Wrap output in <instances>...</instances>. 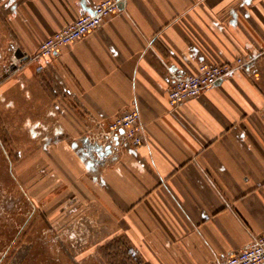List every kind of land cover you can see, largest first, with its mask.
<instances>
[{"label": "crops", "instance_id": "0c3cea01", "mask_svg": "<svg viewBox=\"0 0 264 264\" xmlns=\"http://www.w3.org/2000/svg\"><path fill=\"white\" fill-rule=\"evenodd\" d=\"M102 1L0 0L1 135L54 127L58 209L81 207L99 263L221 264L264 232V0H118L97 29L35 58ZM238 57L171 107L172 74ZM132 109L143 143L99 151L93 138Z\"/></svg>", "mask_w": 264, "mask_h": 264}, {"label": "rangeland", "instance_id": "374dc122", "mask_svg": "<svg viewBox=\"0 0 264 264\" xmlns=\"http://www.w3.org/2000/svg\"><path fill=\"white\" fill-rule=\"evenodd\" d=\"M35 124L26 133L12 126L11 141L0 132V264H103L89 254L81 207L58 209L67 196L54 192V127ZM101 254L104 264H130L126 255Z\"/></svg>", "mask_w": 264, "mask_h": 264}, {"label": "built area", "instance_id": "2783aa9c", "mask_svg": "<svg viewBox=\"0 0 264 264\" xmlns=\"http://www.w3.org/2000/svg\"><path fill=\"white\" fill-rule=\"evenodd\" d=\"M118 9V0H104L95 4L90 12L77 16L70 24L43 39L38 45L35 58L46 59L53 56L62 46L97 29L106 18L116 13ZM245 63L246 60L242 57L236 58L233 64L202 62L194 74H172L168 90L171 107L175 109L183 101L201 95L206 89L214 86ZM93 139L97 144H100L101 151L107 146L111 152H114L121 144L129 143L135 147L141 145L144 141V134L139 112L132 109L123 113L111 121L100 136ZM221 264H264V232L254 237L251 244L224 257Z\"/></svg>", "mask_w": 264, "mask_h": 264}, {"label": "flooded vegetation", "instance_id": "af4514ba", "mask_svg": "<svg viewBox=\"0 0 264 264\" xmlns=\"http://www.w3.org/2000/svg\"><path fill=\"white\" fill-rule=\"evenodd\" d=\"M6 157L10 160V166H11V168H12V172H13V171H14V169H13V167H12V166H13V162H12L11 159H10V154H7V153H6ZM16 161H17V160H16ZM16 161H15V162H16ZM14 173H15V171H14ZM20 185H21V184H20ZM11 203H12V202H11ZM12 204H13V203H12Z\"/></svg>", "mask_w": 264, "mask_h": 264}, {"label": "water", "instance_id": "95a60500", "mask_svg": "<svg viewBox=\"0 0 264 264\" xmlns=\"http://www.w3.org/2000/svg\"><path fill=\"white\" fill-rule=\"evenodd\" d=\"M99 149V151H101L102 150V148H98ZM108 150H109V147L107 146V147H105V149H104V151L105 152H108Z\"/></svg>", "mask_w": 264, "mask_h": 264}]
</instances>
